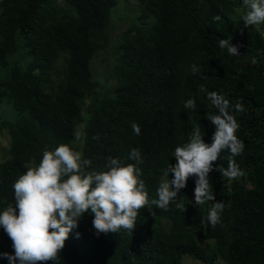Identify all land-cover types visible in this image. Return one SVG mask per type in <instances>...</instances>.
<instances>
[{
	"label": "trees",
	"instance_id": "obj_1",
	"mask_svg": "<svg viewBox=\"0 0 264 264\" xmlns=\"http://www.w3.org/2000/svg\"><path fill=\"white\" fill-rule=\"evenodd\" d=\"M118 1L0 0V132L8 135L0 211L14 205L16 179L60 144L91 161L86 171L97 172L107 170L109 157L135 164L128 155L138 149L139 178L149 200L156 199L159 184L172 179L165 171L176 163L174 149L190 140L194 126L211 143L215 128L206 117L216 109L207 94L215 91L230 100L245 145L234 157L241 175L222 174L227 150L209 173L211 190L225 205L220 222L205 226L214 202L194 205L196 178L190 177L168 210L140 209L132 231L97 236L94 214L84 213L59 258L45 264H183V256L202 264H264V24L245 28L235 14L243 0H135L136 15L111 47L115 82L101 86L90 64L110 47V11ZM220 39L238 45L240 55H229ZM188 99L194 110L184 107ZM238 100L243 112L234 108ZM2 253L14 249L0 227ZM0 264L9 261L0 255Z\"/></svg>",
	"mask_w": 264,
	"mask_h": 264
},
{
	"label": "clouds",
	"instance_id": "obj_2",
	"mask_svg": "<svg viewBox=\"0 0 264 264\" xmlns=\"http://www.w3.org/2000/svg\"><path fill=\"white\" fill-rule=\"evenodd\" d=\"M237 11H241L238 9ZM220 20V16L214 17ZM240 19L245 28L264 24V0H243ZM219 46L226 48L229 55H240L238 45L229 39H220ZM255 64L256 60L253 59ZM193 74L199 72L198 66L192 67ZM199 92H207L204 86ZM207 99L216 113H209L206 119L214 126L211 143H205L202 127L196 125L190 140L174 149L175 165H168L164 179L156 189V199L149 200L144 182L139 178L143 163L141 153L133 148L128 159L136 163L124 165L118 158H107V170L86 171L91 161L82 159V154L67 144L58 145L54 151L45 149L35 167H29L13 184L14 205L8 203L0 211V227L12 241L14 255L2 253L9 264H45L56 261L63 249L69 233L78 227L82 215L90 210L95 235L118 232L121 228L132 231L139 210L145 206L168 210L169 204L177 199L187 180L195 177L194 205L213 201L208 210L206 225L215 226L220 222L224 203L217 201L209 183V173L214 170L213 163L227 150L228 168L222 174L235 179L242 174L234 157L244 150V143L236 136L239 124L229 112L230 100L215 91L208 92ZM185 108L195 109L194 99H188ZM237 112H243L242 103L234 105ZM136 135L140 126L131 125ZM217 170V169H216ZM176 207L186 211L185 204ZM204 224L205 220H201ZM79 237V233H76Z\"/></svg>",
	"mask_w": 264,
	"mask_h": 264
},
{
	"label": "rangeland",
	"instance_id": "obj_3",
	"mask_svg": "<svg viewBox=\"0 0 264 264\" xmlns=\"http://www.w3.org/2000/svg\"><path fill=\"white\" fill-rule=\"evenodd\" d=\"M59 2L60 0H55ZM240 9L241 11H237ZM236 15L241 16L243 7L235 9ZM136 15V1L135 0H119L117 4L110 11V41L109 48L101 51L99 55L93 58L90 64L92 78L95 79L101 86L112 85L115 80L110 77V71L113 64L114 52L111 47L116 43L119 32L129 25L132 17ZM12 113V111H11ZM13 114V113H12ZM11 114V115H12ZM81 132V124L77 125L75 136ZM8 135L5 131L0 132V158L2 148L7 145ZM77 148L81 145V141L75 144ZM183 264H202L197 260H192L187 256L182 257ZM215 264H225L222 259H217Z\"/></svg>",
	"mask_w": 264,
	"mask_h": 264
}]
</instances>
